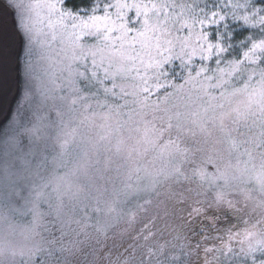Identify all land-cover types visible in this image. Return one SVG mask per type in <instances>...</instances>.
Masks as SVG:
<instances>
[{
  "label": "snow or ice",
  "instance_id": "snow-or-ice-1",
  "mask_svg": "<svg viewBox=\"0 0 264 264\" xmlns=\"http://www.w3.org/2000/svg\"><path fill=\"white\" fill-rule=\"evenodd\" d=\"M0 264H264V0H5Z\"/></svg>",
  "mask_w": 264,
  "mask_h": 264
},
{
  "label": "water",
  "instance_id": "water-1",
  "mask_svg": "<svg viewBox=\"0 0 264 264\" xmlns=\"http://www.w3.org/2000/svg\"><path fill=\"white\" fill-rule=\"evenodd\" d=\"M22 46L14 12L0 0V121L9 117L19 95Z\"/></svg>",
  "mask_w": 264,
  "mask_h": 264
},
{
  "label": "trees",
  "instance_id": "trees-1",
  "mask_svg": "<svg viewBox=\"0 0 264 264\" xmlns=\"http://www.w3.org/2000/svg\"><path fill=\"white\" fill-rule=\"evenodd\" d=\"M24 57L22 56L21 58H20V90H19V95H20V92H21V90H22V88H23V85H24V75H23V70H24ZM19 95H18V97H17V99L19 98ZM16 99V100H17ZM16 102V101H15ZM15 107V103H14V105H13V108ZM12 108V109H13Z\"/></svg>",
  "mask_w": 264,
  "mask_h": 264
},
{
  "label": "rangeland",
  "instance_id": "rangeland-1",
  "mask_svg": "<svg viewBox=\"0 0 264 264\" xmlns=\"http://www.w3.org/2000/svg\"><path fill=\"white\" fill-rule=\"evenodd\" d=\"M4 3H5V0H2ZM6 4V3H5ZM14 12V11H13ZM14 15H15V12H14ZM15 19H16V16H15ZM17 23V22H16ZM22 36V35H21ZM22 40H23V46H22V53H21V57L23 56L24 59H25V42H24V38L22 36Z\"/></svg>",
  "mask_w": 264,
  "mask_h": 264
}]
</instances>
